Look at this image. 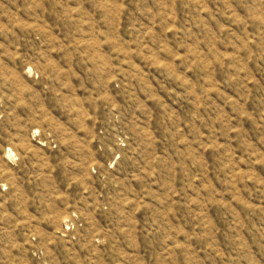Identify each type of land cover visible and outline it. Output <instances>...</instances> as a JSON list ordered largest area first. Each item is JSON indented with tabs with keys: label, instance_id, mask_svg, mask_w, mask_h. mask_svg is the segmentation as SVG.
I'll return each instance as SVG.
<instances>
[{
	"label": "rangeland",
	"instance_id": "1",
	"mask_svg": "<svg viewBox=\"0 0 264 264\" xmlns=\"http://www.w3.org/2000/svg\"><path fill=\"white\" fill-rule=\"evenodd\" d=\"M0 264H264V0H0Z\"/></svg>",
	"mask_w": 264,
	"mask_h": 264
}]
</instances>
